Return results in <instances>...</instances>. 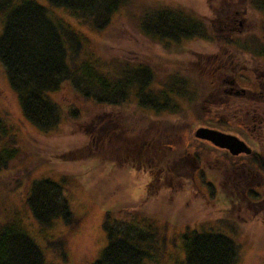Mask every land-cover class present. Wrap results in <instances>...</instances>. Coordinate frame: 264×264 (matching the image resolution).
Returning <instances> with one entry per match:
<instances>
[{"label":"rangeland","instance_id":"rangeland-1","mask_svg":"<svg viewBox=\"0 0 264 264\" xmlns=\"http://www.w3.org/2000/svg\"><path fill=\"white\" fill-rule=\"evenodd\" d=\"M36 1L49 5L47 0ZM209 2L126 0L109 28L92 34L88 47L94 58L105 63L104 71L110 77L117 78L126 66L145 64L154 71L155 84L162 87L176 76L182 78L181 74L191 77L192 73L183 70L197 61L193 66L204 74L209 70L207 79L210 86L216 87L205 104L181 97L177 99V111L158 114L138 107L134 99L119 108L117 121L108 111L111 107L97 105L66 86L55 92L54 98L65 112L75 108L82 118L73 120L66 113L59 126L46 133L26 119L0 64V118L10 134L4 141L15 140L18 157L22 158L13 162V171L0 173V227L22 217L26 230L44 250L47 264H94L108 242L104 214L125 209L151 217L161 232L163 250L156 254L157 263L148 260L147 264H185L180 234L188 228H214L229 233L239 243L237 264H264L263 194L253 198L256 202L241 201L245 190H263L258 183L263 184L264 175L258 177L254 164L250 176H245L243 169L232 171V162L239 163L243 157L227 156L211 143L194 138L197 127L206 126L201 117L225 118L233 113L225 105L233 94L228 80L234 74L239 82L234 85L236 88H246L248 93L264 98V56L255 54L264 44V13L254 6V0H221L213 2L216 6ZM163 5L183 6L205 17L216 36L227 34L244 43L246 50L242 45L243 49L238 45L242 50L228 48L236 57L233 71L226 66L230 64L229 56L222 59L223 72L216 71L212 60L219 63L220 58L214 56L224 45L214 39L176 43L145 35L140 27L145 15ZM49 7L78 27L64 10ZM228 16L235 17L236 24H229ZM128 114L132 118L129 129L120 123ZM158 122L165 123L166 130L159 129L162 132L158 141L168 156L160 163L142 151L146 135L157 129ZM238 126L242 133H228L239 136L264 156V123L254 125L251 121L247 126ZM87 146L88 156L71 158L72 151ZM46 176L66 181L64 192L74 215L72 223L60 218L45 228L34 219L26 197L31 181ZM159 176L162 180L156 182ZM151 177L155 179L152 184ZM211 179L215 184L210 183ZM59 239L64 241L60 248L54 246Z\"/></svg>","mask_w":264,"mask_h":264},{"label":"trees","instance_id":"trees-1","mask_svg":"<svg viewBox=\"0 0 264 264\" xmlns=\"http://www.w3.org/2000/svg\"><path fill=\"white\" fill-rule=\"evenodd\" d=\"M218 1L221 0H210L209 3L216 6L213 2ZM47 2L48 6L36 0H0V64L12 89L18 95L24 116L37 129L47 133L57 128L66 113L73 120L82 118L78 110L72 108L65 112L55 100V92L66 86L97 105L111 107L108 111L115 120L120 112L119 108L130 105L134 99L142 109H150L158 114L172 113L179 108L178 98H194L197 99L196 104H205L206 98H210L211 92L216 89L210 86V80L207 79L209 70L204 74L201 68L196 69L193 66L198 64L197 61L193 64L190 62L183 70L192 73L189 77L196 83V87L189 77H183L184 74H181L182 78H172L163 87L158 86L155 84L154 71L145 64H138L137 67L126 66L117 78L110 77L104 71L105 63L94 58L88 47L90 39L93 38L92 34L108 29L126 0ZM253 4L258 11L264 13V0H254ZM49 6L64 10L79 28L67 20L66 16L54 13ZM140 27L145 35L176 43L195 39L218 41V44L224 45L222 51L214 56L220 58L219 63L222 64L212 60L218 73L224 70L222 59L225 56L231 59L226 66L233 71L231 67L236 57L233 50L228 48L240 50L243 49L241 45L245 50L248 48L231 35L216 36L205 17L197 16L183 6L163 5L162 8H154L145 15ZM255 54L264 56V44L257 48ZM225 106L233 112L224 115L225 118H203L200 114L206 126L223 129L225 132L242 133L239 131L242 128L238 125L247 126L253 115H260L264 119V98H259L251 91L229 96ZM131 119L128 114L123 118L124 122H119L126 124L129 129ZM145 119L149 117L145 115ZM258 121L253 124L264 123V120ZM164 124L158 122L157 129L146 135L142 145L143 154L157 163L168 157L167 151L160 148L158 141L162 132L159 129L166 130ZM9 135L3 119L0 118V173L13 171V162L22 160L18 157L20 152L15 140L11 139L12 143L4 141V137ZM88 148L87 146L72 151L71 158L88 156ZM226 155L229 156L227 153ZM241 157H234L242 160L239 163L232 162V171L240 172L243 169L245 176H250L251 166L254 164L256 170L264 175V156L261 153L253 150L250 155ZM65 188L64 178L58 181L46 176L31 181L26 203L40 227L49 228L60 218L68 224L74 221ZM248 196L255 198L258 195L249 191ZM104 215L103 226L108 242L101 257L94 264H147L148 260L157 263L156 254L163 247L161 232L151 217L138 216L126 209L108 211ZM22 222L23 218L20 217L0 227V264H47L44 250H41L40 244ZM180 237L185 251V264L238 262L239 243L229 233L225 234L214 228H188ZM63 244L64 241L59 239L54 246L60 248Z\"/></svg>","mask_w":264,"mask_h":264},{"label":"water","instance_id":"water-1","mask_svg":"<svg viewBox=\"0 0 264 264\" xmlns=\"http://www.w3.org/2000/svg\"><path fill=\"white\" fill-rule=\"evenodd\" d=\"M195 138L206 140L215 146L227 150L234 157L240 154L250 155L253 151L245 140L235 134L211 127H197Z\"/></svg>","mask_w":264,"mask_h":264},{"label":"flooded vegetation","instance_id":"flooded-vegetation-1","mask_svg":"<svg viewBox=\"0 0 264 264\" xmlns=\"http://www.w3.org/2000/svg\"><path fill=\"white\" fill-rule=\"evenodd\" d=\"M234 15H236V13L234 14ZM233 15V16H234ZM227 20H228V22H229V24H236V22L238 21L235 17H227L226 18ZM240 22V24H242V22L241 21H239ZM234 77V76H233ZM228 82L230 83V85H233L232 87H231V89H230V91H231V93H233L232 95H230L231 97L232 96H234V95H241V94H243V93H246V88H241V87H239V88H236V86H234V85H236L237 83H239V82H237V80L235 79V77L232 79V80H228ZM252 119H250V122L251 121H260V119L262 118V116H254L253 115V117H251ZM264 119L262 118L261 119V121H263ZM207 142H209V141H207ZM209 143H211V142H209ZM212 144V143H211ZM212 147L214 148V149H216V150H218V151H222V152H225V153H227L230 157H234L233 155H231L227 150H225V149H222V148H219V147H217V146H215L214 144H212ZM241 155H244V154H240V155H237V156H235V157H238V156H241ZM163 170H165L164 168H163ZM163 170H160V172H162ZM159 172V173H160ZM244 172V171H243ZM259 174H257L258 175V177H261V175L263 176V174L258 170L257 171ZM245 173V172H244ZM261 174V175H260ZM160 175V174H159ZM254 175V174H253ZM252 175V176H253ZM256 174L254 175V176H257ZM262 178H264V177H262ZM155 179L153 178L152 179V177H151V179H150V183L152 184L153 183V181H154ZM162 179L160 178V176L159 177H157V179L155 180L156 182H158V181H161ZM244 181V180H243ZM210 183H212V184H215L214 183V181H213V179H211V181H210ZM258 185H262V191H257L256 189H250L252 192H254L255 194H257V195H259V194H263V197H262V201L264 200V182H263V184L260 182V183H258ZM245 199H248V202H256V201H254L255 199H253V198H251V197H249L248 196V189L247 190H245V193L243 194V199H241V201H243V200H245ZM232 201H233V203H235L236 201H235V199H232ZM240 201V200H239ZM260 201V199L258 200V202ZM237 203V202H236Z\"/></svg>","mask_w":264,"mask_h":264}]
</instances>
